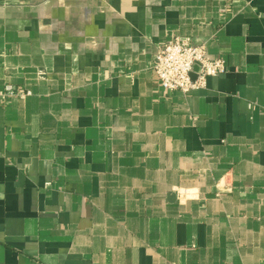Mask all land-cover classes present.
Returning a JSON list of instances; mask_svg holds the SVG:
<instances>
[{
    "label": "crops",
    "instance_id": "obj_1",
    "mask_svg": "<svg viewBox=\"0 0 264 264\" xmlns=\"http://www.w3.org/2000/svg\"><path fill=\"white\" fill-rule=\"evenodd\" d=\"M0 264H264V0H0Z\"/></svg>",
    "mask_w": 264,
    "mask_h": 264
},
{
    "label": "built area",
    "instance_id": "obj_2",
    "mask_svg": "<svg viewBox=\"0 0 264 264\" xmlns=\"http://www.w3.org/2000/svg\"><path fill=\"white\" fill-rule=\"evenodd\" d=\"M199 71L195 72V66ZM161 86L170 91H182L187 94L204 88L210 76L224 73L227 69L223 58L211 59L207 55L204 42H194L191 37L173 36L158 46V51L151 64ZM195 72L196 77L192 76ZM29 90L21 91L18 87L7 84L1 96H26Z\"/></svg>",
    "mask_w": 264,
    "mask_h": 264
},
{
    "label": "water",
    "instance_id": "obj_3",
    "mask_svg": "<svg viewBox=\"0 0 264 264\" xmlns=\"http://www.w3.org/2000/svg\"><path fill=\"white\" fill-rule=\"evenodd\" d=\"M199 69H200L199 65H196L194 71L197 72V71H199ZM195 72L192 73V76H193L194 78L196 77Z\"/></svg>",
    "mask_w": 264,
    "mask_h": 264
}]
</instances>
